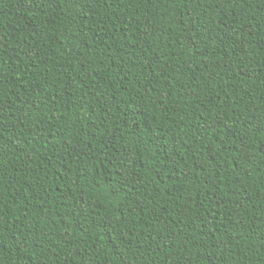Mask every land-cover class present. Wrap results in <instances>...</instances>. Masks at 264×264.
<instances>
[{"label": "trees", "instance_id": "1", "mask_svg": "<svg viewBox=\"0 0 264 264\" xmlns=\"http://www.w3.org/2000/svg\"><path fill=\"white\" fill-rule=\"evenodd\" d=\"M0 264H264V0H0Z\"/></svg>", "mask_w": 264, "mask_h": 264}]
</instances>
